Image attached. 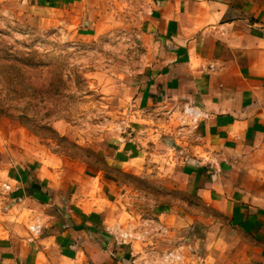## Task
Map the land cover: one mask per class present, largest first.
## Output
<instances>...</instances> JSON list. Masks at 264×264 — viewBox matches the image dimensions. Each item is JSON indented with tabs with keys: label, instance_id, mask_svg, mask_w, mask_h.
<instances>
[{
	"label": "crops",
	"instance_id": "obj_1",
	"mask_svg": "<svg viewBox=\"0 0 264 264\" xmlns=\"http://www.w3.org/2000/svg\"><path fill=\"white\" fill-rule=\"evenodd\" d=\"M149 2L150 77L135 112L150 110V120L140 115L111 158L137 173L145 159L163 163L164 185L206 206L158 215L166 245L181 240L183 264H264V0ZM67 165L48 157L17 167L22 233L0 238V264L130 262L95 181Z\"/></svg>",
	"mask_w": 264,
	"mask_h": 264
},
{
	"label": "rangeland",
	"instance_id": "obj_2",
	"mask_svg": "<svg viewBox=\"0 0 264 264\" xmlns=\"http://www.w3.org/2000/svg\"><path fill=\"white\" fill-rule=\"evenodd\" d=\"M149 3L0 0V238L22 233L15 224L17 167L55 157L68 163L70 176L83 172L95 181L113 225L121 222L122 230L109 233L132 257L127 264H168L166 253L182 255L180 239L166 245L158 215L207 212L206 206L195 194L166 187L163 163L148 168L145 159L137 173L111 158L133 138L136 119L150 120V110L135 112L136 88L150 77Z\"/></svg>",
	"mask_w": 264,
	"mask_h": 264
},
{
	"label": "built area",
	"instance_id": "obj_3",
	"mask_svg": "<svg viewBox=\"0 0 264 264\" xmlns=\"http://www.w3.org/2000/svg\"><path fill=\"white\" fill-rule=\"evenodd\" d=\"M186 111L190 112L192 114L193 121L195 122L197 120L196 119L197 112H195V111H193L192 109H189V108H186ZM37 228H38L37 226L33 227V229H35L38 232ZM179 254L178 253L176 254V252H174V251H172L170 253H166L165 261L168 264H183V257H182L181 254L180 255Z\"/></svg>",
	"mask_w": 264,
	"mask_h": 264
}]
</instances>
